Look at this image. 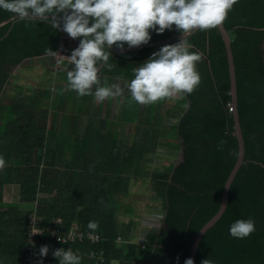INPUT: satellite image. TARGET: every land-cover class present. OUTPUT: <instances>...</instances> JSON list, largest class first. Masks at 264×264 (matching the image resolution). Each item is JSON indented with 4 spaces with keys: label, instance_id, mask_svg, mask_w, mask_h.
Returning a JSON list of instances; mask_svg holds the SVG:
<instances>
[{
    "label": "trees",
    "instance_id": "trees-1",
    "mask_svg": "<svg viewBox=\"0 0 264 264\" xmlns=\"http://www.w3.org/2000/svg\"><path fill=\"white\" fill-rule=\"evenodd\" d=\"M15 17L0 9V24L9 21L0 28V156L5 160L0 169V206L6 184H18L21 202L37 206L31 212L0 208V261L23 264L29 218L35 211L41 228L56 231L55 237L52 232L39 236L38 245L70 248L82 258L81 264H177V257L184 264L201 229L218 213L225 183L240 155L234 114L228 108L233 103L231 79L219 27L187 37L191 51L201 57L196 62L200 83L170 107L179 120L171 138L181 140L183 161L149 173L150 189L162 202L163 226L147 230L141 243H132L131 225L119 221L118 205L130 197L133 181L153 163L149 157L153 141L163 133L143 123L157 118L158 103L149 105L148 115L144 110L138 117L142 123L131 147H122L118 133L107 128H89L83 155L76 153L66 161L62 156L67 147L49 145L46 126L30 106L41 100L42 92L36 100L23 98L17 105L5 102L4 93L14 67L46 56L56 61L65 36L72 47L78 46L79 38L45 21L24 19L15 24L10 21ZM224 24L232 37L247 158L232 184L226 213L200 243L197 264L206 258L214 264H264V0H238ZM180 37L173 28L153 32L150 41L138 47L121 50L114 44L108 61L112 67H99L101 84L108 86L109 76L131 80L134 67ZM63 64L71 70L69 61ZM131 114L139 116V106ZM248 217L254 219L256 230L244 239L231 237L229 226ZM89 221H96L98 228L89 229ZM72 230L99 235L101 240L58 242Z\"/></svg>",
    "mask_w": 264,
    "mask_h": 264
},
{
    "label": "clouds",
    "instance_id": "clouds-1",
    "mask_svg": "<svg viewBox=\"0 0 264 264\" xmlns=\"http://www.w3.org/2000/svg\"><path fill=\"white\" fill-rule=\"evenodd\" d=\"M238 0H0V9L19 19L45 21L53 28L79 38L78 46L68 56L71 70L67 84L77 95L93 94L97 101L120 96L119 85L104 86L98 75L99 67L111 68L110 49L138 47L147 44L153 32L162 34L175 29L181 34L178 42L162 45L142 63L132 69L133 77L126 83L131 100L142 105L155 103L178 94L180 98L193 92L200 83L196 62L201 57L191 51L187 37L194 31L216 28L227 18ZM5 160L0 156V169ZM87 227L98 228L96 221ZM256 230L251 217L235 220L229 235L244 239ZM40 231H32L37 233ZM48 245L39 247V257L48 254ZM52 255L58 264H81V257L70 248H56ZM0 264H3L0 261ZM177 264L179 258L177 257ZM184 264H195L188 257ZM201 264H214L208 258Z\"/></svg>",
    "mask_w": 264,
    "mask_h": 264
},
{
    "label": "crops",
    "instance_id": "crops-1",
    "mask_svg": "<svg viewBox=\"0 0 264 264\" xmlns=\"http://www.w3.org/2000/svg\"><path fill=\"white\" fill-rule=\"evenodd\" d=\"M21 20L24 19L15 17L10 21H14L16 24ZM8 22L9 21H6L0 24V28ZM61 48V54L57 57V59L60 56L63 57L65 50L70 49L72 51L75 47L70 45V38L65 36L62 41ZM48 59L51 60L52 57L46 56L39 59H30L12 69L10 80L5 87L4 97H10L14 101L8 102L17 105L22 102L23 98H30V100L34 101L39 97V95H41L42 92L43 95L41 100L38 101L39 104L35 101L32 103L33 106L29 105L34 110V114L36 116L38 115L42 125L46 126L45 131L50 138L49 145L52 143L51 147H67V152L62 156L66 159V161H70L71 156H75L76 153L80 156L83 155L86 150V145H84L83 142L85 141V136L89 128H107L110 132L115 134L118 133L117 137L122 147H131L132 143L136 139V135L134 133L137 131V125L142 123L138 117H143L144 110H146V114L148 115L150 104L142 105L131 100L126 87V83L130 81V79L126 80L123 77L109 76L108 86L119 85L123 89V93L120 96L109 97L105 98L103 101H97L93 94L79 96L74 90H70L68 88L66 76L68 70L63 71L60 69L63 68L64 65L61 60L60 70L57 71L55 76L51 74L50 77H46V75L37 74L34 77H26L22 74L24 71L21 69L30 66V69L35 70L38 68L37 66H39L38 61L44 62ZM62 72H65V74ZM22 89H30L32 94H30L29 97H24V95H20L19 93L11 92L21 91V93H23ZM181 99H177L172 95L167 97L166 100L161 99L157 101V118L153 117L149 123L148 121L143 123L146 128L151 126L156 128L157 131L163 133L158 137V139L153 141L154 145L149 156L152 159V162L154 160H158V157L162 158V149L168 146V143H164V138L166 137L164 133L166 131H171L172 128L178 125L179 120L178 117H176V114H174L175 110H173V108L170 109V107L174 104L172 101L176 103V101ZM79 101L83 102V104L77 106L76 104ZM85 103L87 104L85 105ZM137 106L140 108V114L139 116H133L131 112L136 110ZM68 119H70V123ZM54 141L56 143H53ZM11 187H14V184H9L5 188L4 197L7 192H9ZM11 206L18 207L19 212H31L36 208L35 204H26L23 206L24 208L22 210L17 203H8L5 200L0 208H2V211L5 212L4 210H8ZM119 238L121 239V237ZM119 238L118 241H121ZM131 242L141 243V241L138 242L136 239H132Z\"/></svg>",
    "mask_w": 264,
    "mask_h": 264
},
{
    "label": "rangeland",
    "instance_id": "rangeland-1",
    "mask_svg": "<svg viewBox=\"0 0 264 264\" xmlns=\"http://www.w3.org/2000/svg\"><path fill=\"white\" fill-rule=\"evenodd\" d=\"M70 55L71 50L67 49L64 51L63 57L60 56L58 59H56V61L54 59H51L53 63L50 59L44 62L38 61L39 66H37V69L32 70L30 69V66H27L21 69L24 71L22 72V74L26 77H34L37 74L46 75V77H50L51 74L55 76L57 74V71H59L60 69L63 71L67 70L65 65H63V68H60V60L69 61L68 56ZM22 91L25 94L21 93V91L11 92L19 93L20 95H24V97H29V95L32 94L30 89H22ZM173 96L177 99H181L178 94H174ZM4 101L13 102L14 100L10 97H4ZM82 104L83 102L79 101L76 105L80 106ZM86 104L87 103H85V105ZM68 121L70 123V119H68ZM165 136L166 137L164 138V143H168V146L162 149V158L158 157V160H154L152 164L146 166L147 171L142 176V178L133 181L130 197L122 198L118 205L119 221L121 222V224L131 225L132 230L130 238L133 240L136 239V241L138 242L143 239L145 231H156L159 230L161 226H163L164 211L160 208L162 202L154 197V194L150 189L149 173L154 169H172L173 167L178 166L183 161L181 140L177 141L171 138V131H166ZM8 185L9 184H6L5 188ZM19 190L20 186L18 184H14V187H11L9 192H7V194L5 195L4 200L8 203H17L20 209L23 210V206L26 204L19 200ZM46 197L48 198V195H42V198ZM36 206L37 204H35V207ZM58 223H61V221L59 220Z\"/></svg>",
    "mask_w": 264,
    "mask_h": 264
},
{
    "label": "water",
    "instance_id": "water-1",
    "mask_svg": "<svg viewBox=\"0 0 264 264\" xmlns=\"http://www.w3.org/2000/svg\"><path fill=\"white\" fill-rule=\"evenodd\" d=\"M225 42V47L228 56L229 62V71H230V79H231V94L232 100L235 105V112H234V120H235V132L234 135L239 140L240 145V155L239 160L235 167L233 168L232 172L230 173L223 190V197L222 203L218 213L201 229L191 251L190 257L193 258L195 264H197V258L200 250V243L202 242L204 236L216 226V224L222 219L224 214L227 211L229 200H230V191L232 184L243 166L246 163L247 158V145L245 140V135L243 131V121H242V114H241V102H240V88L237 86V75H236V65L234 59V52L232 47V37L229 32V29L225 26L224 22L218 26Z\"/></svg>",
    "mask_w": 264,
    "mask_h": 264
},
{
    "label": "built area",
    "instance_id": "built-area-1",
    "mask_svg": "<svg viewBox=\"0 0 264 264\" xmlns=\"http://www.w3.org/2000/svg\"><path fill=\"white\" fill-rule=\"evenodd\" d=\"M228 108H229V111L233 112L234 114L235 112L234 103L232 102L229 103ZM36 216H37L36 212L34 211L33 215L29 218L31 229L28 234V245H27L23 264H40L41 258L39 257V247L40 246L38 245V242H37L38 237L43 235L46 232H52L53 234L52 236L53 237L56 236L55 230H51L49 228L48 229L41 228L38 225V220ZM32 231H40V232L33 233L30 235ZM86 239L91 240L93 243H96L101 240V237L99 235H95L92 233L84 234L82 232H78L77 230H72L67 235L60 237L58 239V242H61L64 244H71V243H76L78 241V242L83 243L86 241ZM119 240L121 239L119 238ZM47 245H48L49 251H48V254L42 258V264H58L57 258H55L52 255V252L53 250L59 247L55 245H51V246L49 244Z\"/></svg>",
    "mask_w": 264,
    "mask_h": 264
},
{
    "label": "bare ground",
    "instance_id": "bare-ground-1",
    "mask_svg": "<svg viewBox=\"0 0 264 264\" xmlns=\"http://www.w3.org/2000/svg\"><path fill=\"white\" fill-rule=\"evenodd\" d=\"M97 250H99V249H97Z\"/></svg>",
    "mask_w": 264,
    "mask_h": 264
}]
</instances>
